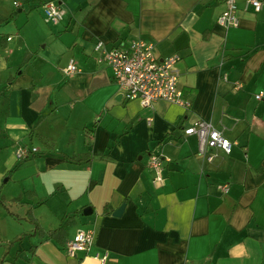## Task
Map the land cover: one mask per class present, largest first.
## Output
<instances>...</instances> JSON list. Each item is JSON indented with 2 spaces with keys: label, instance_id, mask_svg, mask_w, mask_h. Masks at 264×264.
Wrapping results in <instances>:
<instances>
[{
  "label": "crops",
  "instance_id": "1",
  "mask_svg": "<svg viewBox=\"0 0 264 264\" xmlns=\"http://www.w3.org/2000/svg\"><path fill=\"white\" fill-rule=\"evenodd\" d=\"M43 1L0 0V264H264V0H236L228 27L225 0H57L58 24ZM138 39L180 56L190 107L123 99L95 44ZM199 119L229 155L197 154L183 130ZM19 144L37 152L14 168ZM29 212L45 232L68 216L60 245L31 234ZM78 229L93 244L68 256Z\"/></svg>",
  "mask_w": 264,
  "mask_h": 264
},
{
  "label": "built area",
  "instance_id": "2",
  "mask_svg": "<svg viewBox=\"0 0 264 264\" xmlns=\"http://www.w3.org/2000/svg\"><path fill=\"white\" fill-rule=\"evenodd\" d=\"M262 0H244V8H251L258 12L262 8ZM15 7L19 4L13 2ZM225 9L217 18V23L224 26L237 24L236 0H225ZM45 16L58 24L62 19L57 0H44L41 5ZM153 44L142 40L119 42L106 47L102 41L95 44V50L99 53V61L109 67L113 82L117 85L124 100H137L142 107H151L155 101L163 100L178 104L184 108L190 107V103L183 99L181 89L178 86L176 64L180 60L177 53L159 58L152 52ZM64 73L71 76L78 72L73 59H70L64 68ZM260 99L261 95H255ZM185 135H194L198 140L197 154L211 162L217 152L229 155L234 143L227 139L213 125L204 120H197L183 130ZM212 150V152H207ZM37 152L34 147L19 144L15 149V157L21 160L30 157ZM161 157L157 154L149 155V167L154 171L155 181H160ZM224 191L226 187L222 188ZM94 241L91 230L78 229L74 236L65 245L68 256L77 253H87ZM106 255L101 257L103 262Z\"/></svg>",
  "mask_w": 264,
  "mask_h": 264
},
{
  "label": "trees",
  "instance_id": "3",
  "mask_svg": "<svg viewBox=\"0 0 264 264\" xmlns=\"http://www.w3.org/2000/svg\"><path fill=\"white\" fill-rule=\"evenodd\" d=\"M15 14H16V11H14L13 13H11V15L8 16V18H5V21L7 19H9V18H12ZM27 159H29V157L24 158V159H21V160H18L19 163L14 168H16L18 165H20V163L25 162ZM83 160L86 161L87 159L85 157L76 156V155L69 157V161L75 162V163H79V162H81ZM27 221L33 225V230L31 232V234L37 235L39 237V239H44V240L45 239H53L54 241H56L57 243H59V245L61 244L60 238L62 236V233H64L65 229L67 228V225L70 222L68 216H64L61 219L60 224H59V226L57 228L45 232V231H43L40 228L37 220L32 216L31 212L28 213ZM19 239L17 238L15 240L17 241ZM15 240H13V241H15Z\"/></svg>",
  "mask_w": 264,
  "mask_h": 264
},
{
  "label": "water",
  "instance_id": "4",
  "mask_svg": "<svg viewBox=\"0 0 264 264\" xmlns=\"http://www.w3.org/2000/svg\"><path fill=\"white\" fill-rule=\"evenodd\" d=\"M124 207H125V204L124 203H122L114 212H113V216H116V217H118V216H120L121 214H122V212H123V209H124ZM91 212V209L89 208V207H86L84 210H83V213L86 215V214H88V213H90Z\"/></svg>",
  "mask_w": 264,
  "mask_h": 264
},
{
  "label": "rangeland",
  "instance_id": "5",
  "mask_svg": "<svg viewBox=\"0 0 264 264\" xmlns=\"http://www.w3.org/2000/svg\"><path fill=\"white\" fill-rule=\"evenodd\" d=\"M15 208V207H14Z\"/></svg>",
  "mask_w": 264,
  "mask_h": 264
}]
</instances>
